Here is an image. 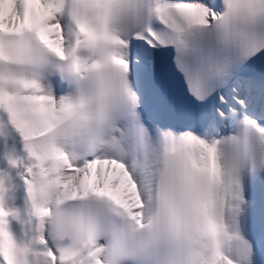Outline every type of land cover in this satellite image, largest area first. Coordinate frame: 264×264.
<instances>
[{
  "label": "snow or ice",
  "instance_id": "6c2138e0",
  "mask_svg": "<svg viewBox=\"0 0 264 264\" xmlns=\"http://www.w3.org/2000/svg\"><path fill=\"white\" fill-rule=\"evenodd\" d=\"M0 264H264V0H0Z\"/></svg>",
  "mask_w": 264,
  "mask_h": 264
}]
</instances>
